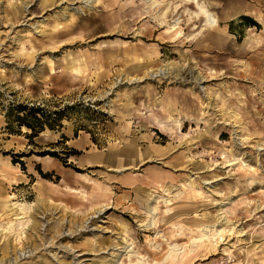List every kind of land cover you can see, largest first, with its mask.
<instances>
[{"label": "rangeland", "instance_id": "374dc122", "mask_svg": "<svg viewBox=\"0 0 264 264\" xmlns=\"http://www.w3.org/2000/svg\"><path fill=\"white\" fill-rule=\"evenodd\" d=\"M206 2L195 36L183 0H0V264H264V0Z\"/></svg>", "mask_w": 264, "mask_h": 264}, {"label": "bare ground", "instance_id": "6f19581e", "mask_svg": "<svg viewBox=\"0 0 264 264\" xmlns=\"http://www.w3.org/2000/svg\"><path fill=\"white\" fill-rule=\"evenodd\" d=\"M183 1H185L186 3L194 6V10L193 11H191L188 8L184 9V11H186L187 14H188L189 20L191 22L195 21V19H198V20L202 21L201 26H198V25L194 24L195 22L193 23L194 27H192V28H194L197 31L195 34L193 33L195 36H198L199 33H203L205 31H208L209 29H214V28L219 26V20H218L217 15L215 14L214 11H212L208 7V4H207V2L205 0H183ZM145 2L147 4L148 8L153 9L157 4H160L161 0H145ZM180 2H181V0H180ZM179 5L180 4L177 2L175 4V6L173 7L175 12L178 10ZM170 8H169V5L163 6L161 8L156 9L153 14H154V18L158 19L161 23L166 24V27L168 29H170L171 31H175L181 25V18L179 16H177L172 21H166L165 18L168 15L167 11H170L171 10ZM180 192L181 191H178L175 194L167 193V197H165V196H157L155 194H151L152 195L151 196V204H149V208H148L149 209V220H148L149 221V225L148 226L154 224V222L156 220V218H154V216H155V213H156V210H157L158 202L159 201H163L165 203H168V202L171 201V199L174 196L178 195ZM13 206H14V211H13L14 213L13 214L16 215V217L14 218L15 221H10L9 224L6 226V229H10V228H13L15 226H20L21 227L27 221V219H25V218L27 216V211L30 208L31 204L14 202ZM223 231L224 230L218 228L217 225H210V224L206 225L205 227L200 229V232H201L200 237L194 238L192 243H196L197 244V243H202L204 241H209V239L214 238L218 234L220 236H222ZM178 247H179L178 244H174V245L171 246V249H173V248H177L178 249ZM126 248H127L126 250H128L130 248L129 245ZM133 251L134 250H132V248L127 251L128 259H130V264H152V263L146 262L145 260L140 259V258H138L136 261H132V257L134 256ZM156 263H158V262H155L153 264H156ZM117 264H123V262H121L119 260Z\"/></svg>", "mask_w": 264, "mask_h": 264}, {"label": "trees", "instance_id": "16d2710c", "mask_svg": "<svg viewBox=\"0 0 264 264\" xmlns=\"http://www.w3.org/2000/svg\"><path fill=\"white\" fill-rule=\"evenodd\" d=\"M11 122L25 125L31 129L32 134H37L45 125L53 128L60 125L62 111L47 109L39 103L10 101L5 112Z\"/></svg>", "mask_w": 264, "mask_h": 264}, {"label": "crops", "instance_id": "0c3cea01", "mask_svg": "<svg viewBox=\"0 0 264 264\" xmlns=\"http://www.w3.org/2000/svg\"><path fill=\"white\" fill-rule=\"evenodd\" d=\"M206 1V0H205ZM213 11V10H212Z\"/></svg>", "mask_w": 264, "mask_h": 264}]
</instances>
